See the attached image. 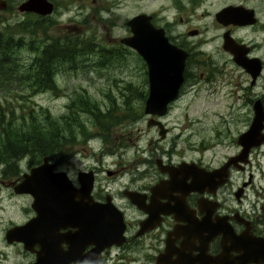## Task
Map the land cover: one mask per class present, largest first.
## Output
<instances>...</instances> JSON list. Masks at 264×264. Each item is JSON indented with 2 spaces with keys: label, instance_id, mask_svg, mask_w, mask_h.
<instances>
[{
  "label": "flooded vegetation",
  "instance_id": "obj_1",
  "mask_svg": "<svg viewBox=\"0 0 264 264\" xmlns=\"http://www.w3.org/2000/svg\"><path fill=\"white\" fill-rule=\"evenodd\" d=\"M25 1L27 0H0V25H2L0 28L23 25V22L31 21L32 30L38 34L58 26L64 35L68 36L67 39L54 41L53 44L45 47L42 45L37 50L38 59L45 54L50 60V54L56 57V60L52 61L53 74L55 71H60L61 65L69 64L71 67V60L79 59L82 65L84 58L87 57L86 54L95 52L89 49L99 47L100 43L95 39L90 41L89 47L87 46L88 23L98 28L105 27L107 32L121 25L115 16L118 13L116 9L123 0H44L52 4L49 13H43L39 10L40 7L36 10L21 9L20 6ZM135 1L129 0L132 14L126 16L122 24L127 34L116 36L115 40L140 55L136 48L123 42L122 38L133 35L130 19L137 14L145 13L149 16V22L155 28L162 30L173 47L186 53L184 79L187 76H211L209 64L214 52H223L222 54L234 61L233 54L223 46L226 30H229L238 42H244L249 46L248 56L259 57L255 52L254 42L245 41L242 37L233 34V31L237 30L239 33V29L258 24L255 6L239 3L246 8H252L256 17L255 22L245 24H225L217 18L216 13L230 3L213 11V21L225 27L219 36L221 44L215 47L212 46L215 44L208 45L209 41L215 39V33L207 34L209 26L204 20L212 12L210 6L213 0H168L166 3L162 2L158 9L150 11L135 10ZM95 10L98 11L97 14L91 16L87 14ZM102 11L107 15L98 16ZM64 14L67 16L64 17ZM101 16L108 18L107 22H104ZM143 60L149 76L148 64L144 58ZM192 64H195V67ZM40 65L41 63H38V66ZM241 68L249 74L245 68ZM182 84L183 82L177 96L168 103L167 110L170 103L180 94ZM257 98H260L264 105V99L260 96L254 98L253 102ZM251 112L254 115L253 104ZM147 114L161 121L159 115ZM253 115H250V121L248 120L244 129L228 142L231 147L236 143L235 148L228 149L221 161L207 163L201 157L178 160L158 157L157 171L150 175L147 183L140 185L115 187L97 185V181L101 180L97 166L80 169L75 176L74 173L58 169L52 155H48L49 161L54 163L52 171H65L76 189L82 187L78 180L79 171L92 170L91 201L84 199L81 193L71 194L72 191H69L65 193L64 203L66 202L68 207L71 206L72 201H76L80 206H83V203L96 206L113 204L122 213L124 223L121 234L119 225L112 224L113 218L105 216L103 208L100 209L102 214L99 217L100 221L89 226L90 234L86 225L84 233L82 226L72 224L70 216L63 217L61 209L51 208L50 202L47 201L51 196L50 184L48 189H45V182L50 183L49 177H38L37 186L34 185L32 191L16 190V185L25 178L24 174L29 173L32 167L40 165L45 155L36 156L28 153L25 168L21 169L20 163L16 161V168L8 171L0 169V188L6 187L10 197L15 200L20 197L26 201V204L22 205V218L10 222L3 231L0 261L7 264H215L212 257L221 253L222 240L225 245L232 248L238 245L239 242L235 241L240 239H233L232 236L238 237L244 231L264 237V139L260 144L250 146L245 155H239L243 145L238 142V137L250 127ZM163 124L167 128L165 133L167 134L169 128L164 122ZM262 132L264 133V126ZM228 133L231 134L230 130ZM182 161L207 170L225 164L224 179L216 184V179L212 176L213 180L210 178L208 184L201 185L199 189L191 188L189 184L193 177L190 173L186 171L184 176L179 173L172 175L164 169L169 165L177 166ZM105 171L109 176L117 173V170L113 169H105ZM177 174L180 178L175 180ZM128 191L138 192L134 195L138 203L132 200L127 194ZM16 225L24 227L17 234L11 231ZM98 238H103L100 243ZM229 255L227 264H232L237 260L238 251L230 249Z\"/></svg>",
  "mask_w": 264,
  "mask_h": 264
},
{
  "label": "rangeland",
  "instance_id": "obj_2",
  "mask_svg": "<svg viewBox=\"0 0 264 264\" xmlns=\"http://www.w3.org/2000/svg\"><path fill=\"white\" fill-rule=\"evenodd\" d=\"M166 1L136 0L135 10L158 9ZM226 3L256 8L258 24L239 29L240 34L233 31L245 41L254 42L255 52L263 60L262 72L254 84L250 83V75L229 56L214 52L209 64L211 76L185 77L180 94L170 103L167 112L160 115L161 121L169 128L161 137L157 126L147 125L149 115L144 112L148 93L146 64L135 50L115 40L116 36L127 34L122 24L124 18L132 14L129 0H123L115 16L120 26L107 32L105 27L88 23L87 46L95 39L100 43L99 47L89 49L95 52L87 53L82 65L79 59L71 60V67L61 65L60 71L53 74L55 89L31 94L20 88L1 90L9 103L5 107L12 108L13 117H17L11 132L22 133L25 124L53 127L65 135L64 140H60L59 152L52 154L56 167L76 176L80 169L97 166L101 179L97 185L106 187L147 183L150 175L157 171L158 157L173 160L201 157L207 163L221 161L228 149L235 148L236 143L231 147L228 142L250 121L254 98L260 96L264 99V0H213L212 12L204 19L209 26L207 34L215 33V39L208 45L219 47L221 44L219 36L225 27L213 21V11ZM97 12L87 14L91 16ZM101 14L107 15L102 11L98 16ZM100 18L104 22L108 20ZM30 24L31 21L0 28L10 31L17 41L11 48L23 71L21 76H36L37 68L31 67L42 45L49 46L68 37L58 26L37 34ZM1 76H16V72L7 70ZM20 94L24 95L20 97ZM46 113L47 118H44ZM23 117L26 122L22 123ZM5 124L0 122V126ZM3 140L4 134L0 131V143ZM27 154L8 157L0 153V169L12 170L16 168V161L21 169L25 168ZM32 154L40 155L37 152ZM105 169L117 170V173L109 176ZM23 204H26L25 200L20 197L15 200L6 187L0 188V253L3 231L10 222L22 218ZM0 264L7 263L0 261Z\"/></svg>",
  "mask_w": 264,
  "mask_h": 264
},
{
  "label": "water",
  "instance_id": "obj_3",
  "mask_svg": "<svg viewBox=\"0 0 264 264\" xmlns=\"http://www.w3.org/2000/svg\"><path fill=\"white\" fill-rule=\"evenodd\" d=\"M20 8L28 10H36L39 8L43 13H49L52 10V4L44 0H27L21 4ZM216 16L225 24H245L256 21L253 9L246 8L240 4H228L221 8L216 13ZM129 23L132 25L133 35L123 37L122 41L136 48L140 55L146 60L149 67V88L148 95L145 99L144 110L146 113L160 116L166 112L168 103L177 96L179 87L184 80L183 70L186 53L173 47L167 41L162 30L155 28L149 22V16L145 13L137 14L130 19ZM223 46L233 54L234 61L245 68L249 73L251 77L250 83H255L263 69L262 60L257 56H248L247 51L249 50V46L244 42H238L229 33V30L224 32ZM253 111L254 115L250 127L238 137V142L243 145L239 155H245L250 146L260 144L264 139V133L262 132L264 126V105L260 98L255 99L253 102ZM152 124L158 126L160 136L164 137L167 130L164 124L154 117H149L147 119V125ZM53 166L54 163L49 161V156L45 155L40 165L32 167L29 173L24 174L25 178L16 185V190L32 191L34 188L33 186H37L36 179L38 177H49L50 183L47 181L45 182V189L47 190L50 184L51 196L47 201L50 202L51 208H55L56 210L61 209L63 211V217L70 216L72 218V224H76L80 227L82 226L84 228V233L86 232V226L89 233V226H91V224L95 225L100 221L99 217L102 215L100 209L103 208L105 216L108 215L113 218L112 224L115 226L116 224L119 225V233L121 234L124 223L122 220V213L113 204L105 203L101 206H96L83 203V206H80L76 201V203L72 201L71 206L68 207L66 202L64 203L65 193H69V191H72L71 194L81 193L84 199L91 201L90 189L93 183L92 170L79 171L78 180L82 187L76 189L65 171L59 170L54 172L52 171ZM164 169H167L172 175L179 173L183 176L187 171L193 177L189 185L194 189H199L201 185L208 184L212 176L215 177L213 179H216V184H219L223 181L225 176V164L219 168L207 170L193 163L182 161L177 166L169 165L165 166ZM179 178L177 174L175 180ZM137 193L136 191L127 192L136 203L138 202L134 195ZM22 228L24 227L16 225L11 231L17 234ZM217 231L219 230L217 229ZM80 233L78 235H80ZM82 236H84L83 233ZM103 238H98V243H100ZM232 238H240L235 241L236 243L239 242L238 245L231 248L225 245L224 240H222L221 253L212 257L215 264H227L230 257V249L238 251L237 260L235 262L233 261L232 264H249L252 262L264 264V237L254 236L244 231L243 234L238 237L232 236ZM95 239L94 241L97 242Z\"/></svg>",
  "mask_w": 264,
  "mask_h": 264
},
{
  "label": "trees",
  "instance_id": "obj_4",
  "mask_svg": "<svg viewBox=\"0 0 264 264\" xmlns=\"http://www.w3.org/2000/svg\"><path fill=\"white\" fill-rule=\"evenodd\" d=\"M6 31L0 30V122H6L7 124L0 126V131L3 132L5 139L0 143V153L7 154L8 157H13L19 153L25 154L26 152H37L42 156L52 155L59 152L60 144H62L60 140L63 141L65 135L53 130L51 126H38L39 124H25L22 133H12L11 129L17 117H13V109L8 108L9 103L2 91H14L20 88V90H25L26 93L31 94L42 90L55 89L56 79L51 69H53L52 65L56 57L51 54V60L46 54L40 59L37 57L31 67V69L33 67L37 68L36 76H21L23 71L18 59L13 56L11 48V45H16L17 41L13 39L14 35L10 31ZM38 63H41V65L38 66ZM7 70L11 73L16 72V76H1ZM22 95L24 94L19 96ZM6 105L8 106L5 107ZM44 118H47V113ZM22 119V123L26 122L24 117Z\"/></svg>",
  "mask_w": 264,
  "mask_h": 264
}]
</instances>
